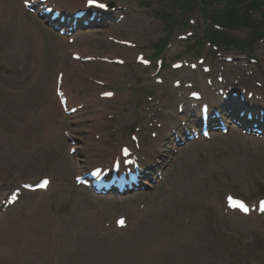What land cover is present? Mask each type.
Returning a JSON list of instances; mask_svg holds the SVG:
<instances>
[{"label": "rangeland", "instance_id": "374dc122", "mask_svg": "<svg viewBox=\"0 0 264 264\" xmlns=\"http://www.w3.org/2000/svg\"><path fill=\"white\" fill-rule=\"evenodd\" d=\"M104 1L113 9L108 25L76 30L77 49L36 11L25 14L21 0H0V264H136L151 241L164 243L159 264H264V214L256 207L264 200L263 142L228 138L172 145L162 179L120 201L93 198L74 181L83 168L103 165L114 145L132 144V135L142 150L155 142L152 156H161L164 137L177 124V105L188 109L191 90H204L207 99L225 87L244 95L255 90L262 95L255 102L264 104V37L256 41L264 32V15L252 16L259 23L256 30L240 24L229 31L247 49L213 52L197 44L204 23L194 0L191 11L179 10L182 0H172L178 3L171 21L158 16L167 7L175 9L169 0ZM57 5L72 8L64 0ZM109 38L131 40L136 48ZM163 42V51L152 55ZM73 51L93 59L74 60ZM136 52L151 65L138 64ZM115 56L125 64L113 68L100 59ZM156 58L162 60L159 69ZM173 61L183 65L173 69ZM57 73L70 105L80 106L74 114L66 115L58 105ZM175 79H181L179 87L172 85ZM100 80L106 84L95 82ZM208 80L216 86L210 88ZM106 89L116 96L100 98ZM159 129L161 135L152 138ZM72 145L76 152L70 154ZM42 176L51 181L47 190L21 189L3 207L19 180ZM226 195L244 198L251 213L226 207ZM118 216L125 217L121 227L115 225ZM21 227L26 229L9 236L8 229Z\"/></svg>", "mask_w": 264, "mask_h": 264}, {"label": "trees", "instance_id": "16d2710c", "mask_svg": "<svg viewBox=\"0 0 264 264\" xmlns=\"http://www.w3.org/2000/svg\"><path fill=\"white\" fill-rule=\"evenodd\" d=\"M245 2L246 0H201L202 6L200 7V9L204 18H208L211 23H218L223 28H233L235 26H239V24L251 27L252 25L250 22L255 21V19L252 18L251 14L253 12L256 13L255 11L258 12L261 7L264 8L262 4L264 3V1L249 0V2ZM217 3H221L222 6L217 7ZM263 8L262 12L259 13L260 17L264 15ZM208 29L209 30H207L206 33L207 37L211 41H220L224 45L234 46L242 43V41L234 39L231 36L225 34L223 30L219 31L211 28L210 26L208 27Z\"/></svg>", "mask_w": 264, "mask_h": 264}, {"label": "bare ground", "instance_id": "6f19581e", "mask_svg": "<svg viewBox=\"0 0 264 264\" xmlns=\"http://www.w3.org/2000/svg\"><path fill=\"white\" fill-rule=\"evenodd\" d=\"M84 2V0H82ZM117 31V30H116ZM115 32V31H114ZM78 35V34H77ZM121 40H124V38H122ZM80 40H76L73 44V46H75L77 49H81L80 46H81V43H79ZM128 52L131 51V50H127ZM128 54L126 53H123L122 56L126 57ZM113 68H119L120 66H112ZM115 96V94H113V97ZM206 93L204 91V98L206 97ZM250 102V101H249ZM251 102H254V100H251ZM159 132L161 133L162 130ZM234 134V132H232V135ZM161 135V134H160ZM217 137V136H215ZM218 138V137H217ZM102 144L106 143L104 141H100L99 143ZM153 142V141H152ZM107 144V143H106ZM120 147V146H119ZM110 148V147H109ZM155 148V142H153L152 145H150V149L153 150ZM111 149L113 150V152H116L117 153V149H118V146H114V147H111ZM119 152V150H118ZM115 153V154H116ZM111 154V153H110ZM92 156L89 157V159H91ZM94 167V165H92ZM91 166V167H92ZM22 183H26L27 181H21ZM5 192H3L2 194H4ZM105 198H108V199H111L113 197H105ZM39 220H41V218H39ZM37 221V223H41L40 221ZM3 222V221H2ZM8 228H6L5 230H7ZM26 227H21L20 229H8L9 231V235H12V233L14 232H18V231H21V230H25ZM164 252V243H160L158 241H151L149 242L148 244V247H146L145 251L140 253L136 259V264H159V261L156 260L158 259V257L161 255V253Z\"/></svg>", "mask_w": 264, "mask_h": 264}, {"label": "snow or ice", "instance_id": "6c2138e0", "mask_svg": "<svg viewBox=\"0 0 264 264\" xmlns=\"http://www.w3.org/2000/svg\"><path fill=\"white\" fill-rule=\"evenodd\" d=\"M89 2H90V3H94L95 0H89ZM100 7H103V5H100ZM105 95H111V93H105ZM47 184H48V181H47V179H45V180H43V181L38 185V187L43 188V187H46ZM233 206L243 207V205H242V204H239V203H235ZM246 210H247V209H245V211H246ZM118 223L121 224V225H123V224H124L123 219H121Z\"/></svg>", "mask_w": 264, "mask_h": 264}]
</instances>
